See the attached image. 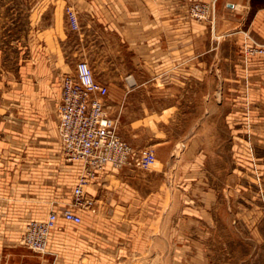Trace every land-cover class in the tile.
Here are the masks:
<instances>
[{
	"label": "crops",
	"instance_id": "obj_1",
	"mask_svg": "<svg viewBox=\"0 0 264 264\" xmlns=\"http://www.w3.org/2000/svg\"><path fill=\"white\" fill-rule=\"evenodd\" d=\"M16 1L0 0V84L9 103L0 148V264H11L10 253L21 245L29 222L45 220L51 211L59 219L46 254L24 253V264L186 263L181 252L187 244L172 242L170 236L186 229L187 220H197L198 214L184 206L175 217L171 210L172 203L191 202L185 194L172 193L166 178L176 166L173 145L156 149L158 169L108 166L98 172L84 188L93 205L78 211L82 224L62 218L82 164H68L61 155L56 116L61 81L75 75L77 64L85 61L96 80L108 87L112 74L125 73L123 50L139 90L156 76H169L170 90L181 91L188 77L199 84L203 76L221 73L229 108L224 115L226 142L215 148L196 138L185 150L188 165L179 170L183 178L185 171L198 177L208 165L226 172L234 186L235 155L245 153L246 144L264 164V56L245 57L242 52L246 45H264V0H198L216 10L208 23L189 18V0ZM70 12L77 15V30L70 24ZM11 52L15 55L10 60ZM245 102L255 130L236 132L235 108L246 115ZM134 124L132 120L136 133L150 130L143 125L134 129ZM161 233L168 239L159 241Z\"/></svg>",
	"mask_w": 264,
	"mask_h": 264
},
{
	"label": "rangeland",
	"instance_id": "obj_2",
	"mask_svg": "<svg viewBox=\"0 0 264 264\" xmlns=\"http://www.w3.org/2000/svg\"><path fill=\"white\" fill-rule=\"evenodd\" d=\"M59 2L65 4L67 0ZM198 4L208 9L205 19H198ZM215 13L214 6L209 3L198 0L187 2V14L191 20L208 23ZM15 29L14 35L17 36L18 28ZM246 46L242 48V52L245 57H250ZM121 54L125 73L110 76L109 94L105 102L110 115L119 119L121 137L135 147L155 152L156 158L149 171L161 166L156 149L174 146L176 153L172 161L176 166L166 178H170L172 193L185 194L191 202L172 203L171 210L175 212V217L183 214L184 206L188 208L186 212L195 214L192 212L196 211L198 214L194 215L197 220H187L186 229L172 232L170 236L172 242L178 241L188 246L181 252L186 260L183 264H264V164L258 161L253 146L246 144L245 153L236 152L234 186L226 172L210 169L208 165L203 175L198 173V177L185 171L187 174L183 178L184 172L179 170L181 165H188L184 163L185 150L196 138L203 146H209L210 142L215 148L226 142L229 127L224 121V115L229 108L226 109L225 106L224 75L218 72L213 78L203 76L199 84L198 80L190 81L188 77L187 86L181 91L170 90L169 83L172 82L168 80L169 76H156L149 85L140 87L142 90H139L132 75L128 73L127 53L123 50L120 56ZM14 55V52L10 53V60ZM105 75L108 77V70H105ZM214 86L215 90H211ZM198 87L201 90L198 91ZM2 88L0 84V148L5 138L4 121L8 113L5 107L9 105L4 102ZM132 96H135L134 101H131ZM245 104L246 115L241 112V107L235 108L236 132L255 130L250 123L248 103ZM140 118L144 121L142 124L137 123ZM132 120L135 122L134 129L139 125L150 128V144L145 143L144 136L148 134L146 130L142 133L133 131ZM243 126H246L245 129ZM57 130L60 136L59 121ZM242 139H236V142L243 143ZM245 141L248 142L249 138ZM206 156L208 160L209 156ZM179 174H182V178L178 177ZM145 237L149 238L147 235ZM156 238L162 241L168 239V235L161 233ZM195 243H198L197 249L194 247ZM24 253L37 254L18 244L10 253L11 264H24ZM195 257L198 258L197 262L194 261Z\"/></svg>",
	"mask_w": 264,
	"mask_h": 264
},
{
	"label": "built area",
	"instance_id": "obj_3",
	"mask_svg": "<svg viewBox=\"0 0 264 264\" xmlns=\"http://www.w3.org/2000/svg\"><path fill=\"white\" fill-rule=\"evenodd\" d=\"M207 12L206 6L198 4L199 20L205 19ZM69 21L74 29L78 28L74 12L69 13ZM246 48L251 56H264V45ZM108 94V87L96 80L85 61L77 64L74 76H65L61 81L57 108L61 155L68 164H82L72 203L61 212V216L75 225L83 222L78 211L93 205V201L85 199L84 188L98 172L108 166L149 170L156 158L152 149L137 148L121 137L119 119L110 115L105 102ZM58 219V212L51 211L45 220L30 221L20 244L37 254H45Z\"/></svg>",
	"mask_w": 264,
	"mask_h": 264
}]
</instances>
